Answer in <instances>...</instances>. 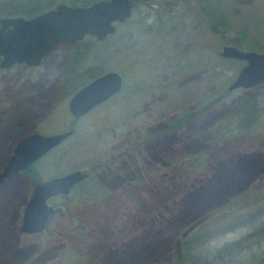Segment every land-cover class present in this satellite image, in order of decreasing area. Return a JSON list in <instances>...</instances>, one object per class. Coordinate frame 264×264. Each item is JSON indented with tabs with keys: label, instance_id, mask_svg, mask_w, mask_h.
Instances as JSON below:
<instances>
[{
	"label": "rangeland",
	"instance_id": "1",
	"mask_svg": "<svg viewBox=\"0 0 264 264\" xmlns=\"http://www.w3.org/2000/svg\"><path fill=\"white\" fill-rule=\"evenodd\" d=\"M138 4L105 40H81L79 48L87 54L82 61L79 53L74 71L64 57L74 49L71 43L57 44L36 67L0 69V169L20 136L73 128L33 162L39 181L113 156L125 176L134 177L133 188L122 191L115 171L108 170L115 191L106 197L84 199L75 190L50 198L55 208L46 229L21 235L19 216L33 182L23 173L8 175L0 183V264H174L179 232L189 234L213 210L217 233L211 225L201 231L216 236L198 240L188 255L205 264H264V239L235 247L231 258L226 252L217 257L218 250L264 222V215L252 217L248 201L230 200L234 190L254 180L253 169L247 170L251 161L264 168V82L228 90L245 62L218 55L223 45L238 43L242 50L264 53V0ZM109 70L121 73L122 90L74 120L66 104L75 91L61 95L57 83H69L74 73L85 79ZM249 97L256 100L258 116L252 127L240 129V115L230 112ZM192 112L196 115L187 120ZM137 160L143 167L137 169ZM158 162L165 170L155 168ZM232 204L237 212L219 220ZM253 218L259 221L250 224ZM243 220L250 222L225 231L227 221Z\"/></svg>",
	"mask_w": 264,
	"mask_h": 264
},
{
	"label": "water",
	"instance_id": "2",
	"mask_svg": "<svg viewBox=\"0 0 264 264\" xmlns=\"http://www.w3.org/2000/svg\"><path fill=\"white\" fill-rule=\"evenodd\" d=\"M133 0H96L87 6L56 3L31 17H0V69L14 64L36 67L59 43L79 42L86 36L98 41L116 31V25L132 17ZM218 55L245 62L228 90L253 88L264 82V53L223 45ZM120 72L109 70L92 78L68 101L67 112L75 120L98 104L113 97L123 88ZM74 129L43 135L28 132L17 139L0 169V183L9 174L26 170L34 161L49 153L71 136ZM87 172L74 170L36 182L21 211L19 232H42L53 206V196H65L83 180Z\"/></svg>",
	"mask_w": 264,
	"mask_h": 264
},
{
	"label": "trees",
	"instance_id": "3",
	"mask_svg": "<svg viewBox=\"0 0 264 264\" xmlns=\"http://www.w3.org/2000/svg\"><path fill=\"white\" fill-rule=\"evenodd\" d=\"M96 1V0H68L69 5L71 6H87L89 3ZM135 7H137L138 4V0H133ZM55 2H53V0H0V17L1 16H7V17H12V16H21V17H31L34 16V14L43 12L44 10L53 7L55 4ZM241 37L244 38V36H247V32L246 30L243 28V30H241ZM238 43V42H237ZM79 45H81V41L73 43L72 46L74 47V49H68L66 54L64 55V57L66 58V61L69 64V68L70 70L74 71V67H78V65H80V60L81 57H79V53H81V55H83L82 57V61L84 60V58H86V50L82 51L79 48ZM236 45H241L240 43L236 44ZM235 46V45H234ZM236 46V47H238ZM253 46V45H251ZM79 48V49H78ZM239 48V47H238ZM254 47H250L249 49L252 50ZM261 48V46L259 47ZM263 53V52H262ZM20 68V70L23 68H25L24 65H20L17 64ZM68 68V69H69ZM99 75V74H98ZM93 74L92 77H88L83 79L82 77H79V75H77L76 73H74V75L72 76L71 80L69 83H67L66 81H61L59 83H57L58 86H56L54 89H58L59 94H64L65 92H74L77 91L79 88H81L82 85L86 84V82L92 80V78L98 76ZM62 76L60 77V80L62 79ZM59 80V81H60ZM21 88V86H20ZM22 90V89H19ZM118 94V93H117ZM9 95V93H8ZM116 95V94H115ZM213 105V103H209L206 108H211ZM232 111L230 113L236 115L239 114L240 115V121H241V125H240V129H246L248 127H252L254 119H256V117L258 116V111L259 109L256 108V100L253 97H249L246 100L237 103L235 106H233V108L231 109ZM251 111L253 112V114H251ZM230 113L227 115V118L230 116ZM196 114L195 112H192L191 114H189L187 116V120L191 119L192 116L194 117ZM189 118V119H188ZM221 124H223V122H221ZM218 134V133H217ZM216 133L214 134L213 137L214 139L216 138ZM224 136V135H223ZM210 137V138H211ZM57 147V146H56ZM55 148V147H54ZM52 150V149H51ZM32 165L29 166V169L27 171H25L24 174H26L27 176H30V180H32L33 182L35 181H39L38 177L36 174H34L31 171ZM216 210L211 211L210 213H208V215L203 216L202 218H199L198 220L201 222H199L196 225V228L192 231H190L189 234H185L182 232V230L179 232V234L177 235V238L179 240V244H180V249L179 252L175 253V262L174 264H205V263H197L193 258L192 255H188L191 246L193 244H195L196 242L198 243V240H200L201 238H205V241H209L210 238H214L216 235L213 233L209 232H213L215 231L217 233V231L215 229L212 228V225L215 223V221L210 220L213 216L212 212H214ZM231 215V214H230ZM227 217H229L228 215L226 217H222L219 220L224 221V219H226ZM219 222V221H217ZM212 223V224H210ZM206 224V225H205ZM209 225H211V230L208 232L206 231V233L204 231H201V227L205 226L208 227ZM229 224L227 221V224L225 226V231L228 230ZM204 228V227H203ZM241 242H233L231 243V245L229 246H225L224 248H221L220 250L217 251L218 256L217 257H221L224 256V253H227V257L230 256L229 258L232 257V255L234 254V250L235 247H240L242 248ZM185 260V261H183ZM220 263L223 262L222 260L219 261Z\"/></svg>",
	"mask_w": 264,
	"mask_h": 264
},
{
	"label": "flooded vegetation",
	"instance_id": "4",
	"mask_svg": "<svg viewBox=\"0 0 264 264\" xmlns=\"http://www.w3.org/2000/svg\"><path fill=\"white\" fill-rule=\"evenodd\" d=\"M71 44H73V43H71ZM208 137H209V135L205 139L209 141L210 137L209 138ZM144 142H147V141L144 140ZM139 147H140L139 152L141 153L143 146L142 147L139 146ZM144 147H145V151L147 152V150H149V149H148V147H146V143H144ZM117 153H119V152L117 151ZM144 159H146V158H144ZM147 160L148 159H146V161ZM117 162H118V159H116V156H113L110 158L106 157V159H103L102 161H96L95 163H92L91 165H89L87 167L85 166V168H83L81 170L79 169L80 171H84V172L86 171L87 175L85 176V178L83 180H81L76 185H74L68 191L67 195H65V196H69L70 193L72 191H75V190L78 191V193L84 199L91 198V197H93V198L106 197V196L110 195L112 192L115 191V188L111 184V178H110L111 176H110V174H108V170H112V171L114 170L115 171L114 172L115 174H113V175L117 176V181H118L116 187L119 186L122 191H125V189H127L126 188L127 186H129V185L132 186V184L134 183V182H132V180H134V177L131 176L132 177L131 178V177L125 176V172L122 170V168L118 165ZM260 164L261 163H258L257 161L253 160L250 162V165L247 168V170H249L250 168L253 169L252 174H250L251 175L250 179L252 178L254 180L250 184V187L249 188L246 187L245 189H243L245 187V185H244V187H241L239 190H234V192L238 191V192L234 193V196H233V194H230L231 196H233V198L230 199L231 202L234 199H239V200H243V201L245 200V201L249 202L248 207L252 206L254 208L252 210V212L254 211L252 217L255 216L254 214H257V216H261V215L263 216L264 215V168H262ZM31 165H33V164H31ZM125 166L127 169L128 164H126ZM136 166L138 169V168L143 167V164L138 163V160H137ZM154 166L158 170H165L162 163L161 164L159 162L155 163ZM28 169H29V167L26 170H21L19 172L11 173L9 175L19 174V173L24 174L25 171H27ZM139 176L140 177L142 176L141 173L139 174ZM4 180L1 184L4 183ZM30 181H32V180H30ZM36 182H38V181L33 182L32 185L34 186V184ZM39 182H41V181H39ZM33 186L31 187V190H32ZM132 188H133V186H132ZM31 190H30L28 196L30 195ZM57 196H60V195H57ZM29 197L24 200L23 205L29 199ZM53 197H55V196H53ZM60 197H63V196H60ZM260 204H262V207H260ZM232 207H234V204L227 206V209L229 210V214H227L228 216H230V214L233 215L235 212H237V211L233 210ZM54 208L55 207L53 206V210H54ZM20 216H21V213H20ZM20 216H19V218H20L19 223L21 221ZM49 216H48V219L46 221V224H45L43 230L46 229L45 227H46V225L50 219ZM250 216H251V214H250ZM257 221H259V219L253 218L252 222H250L249 220L248 221L243 220L239 223H232V224L230 223L227 231H229V232L235 231V230L241 228L243 226V224L248 225L249 222H250V224H254ZM260 221L263 222L264 219L260 220ZM18 227H19V224L17 226V231L21 235L22 234L33 235V234H38V233L43 232L42 231V232H33V233H25V232L21 233V232H19ZM263 239H264V222L262 224L261 223L260 224H254L253 227L241 239L239 238L235 242H241V244L245 245L246 247H253V245L260 244L263 241Z\"/></svg>",
	"mask_w": 264,
	"mask_h": 264
}]
</instances>
